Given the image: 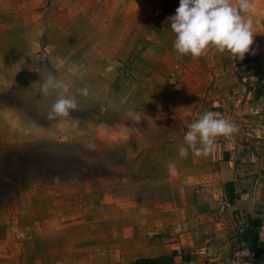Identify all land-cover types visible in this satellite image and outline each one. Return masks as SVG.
<instances>
[{
    "label": "crops",
    "instance_id": "crops-1",
    "mask_svg": "<svg viewBox=\"0 0 264 264\" xmlns=\"http://www.w3.org/2000/svg\"><path fill=\"white\" fill-rule=\"evenodd\" d=\"M38 1L0 0L8 42L41 35ZM178 6L179 0H83L66 8L51 3V23L67 21L68 37L77 30L84 37L96 34L94 51L104 65L88 69L112 73L114 85L124 80L122 101L130 106L140 150H146L131 168L128 197L117 199L123 208L100 218L105 244L84 250L102 264H229L236 248L264 244V94L257 74L242 62L264 52L262 26L254 20L253 43L242 60L212 46L199 57L183 55L173 48L169 20ZM32 9L34 30L26 14ZM15 23L18 34L11 31ZM207 111L238 126L216 137L207 155L189 149L180 156L188 126Z\"/></svg>",
    "mask_w": 264,
    "mask_h": 264
},
{
    "label": "rangeland",
    "instance_id": "rangeland-1",
    "mask_svg": "<svg viewBox=\"0 0 264 264\" xmlns=\"http://www.w3.org/2000/svg\"><path fill=\"white\" fill-rule=\"evenodd\" d=\"M70 2L83 0H53L64 8ZM37 3L42 4L36 24L42 33L35 41L15 37L8 42L0 25V264H102L84 250L105 244L100 218L122 207L117 199L128 197L131 168L146 150H140L130 106L122 101L124 80L114 85L112 73L88 69L104 65V56L94 51L96 34L84 37L77 30L68 37L67 21L51 23L52 0ZM251 3L245 18L253 24L258 20L264 33V0ZM26 14L33 20V9ZM30 26L34 30V20ZM11 31L18 34L19 24ZM242 62L264 79V52ZM48 75L70 84L63 94L74 96L78 107L67 117L46 118L61 94H42ZM263 83L259 80L257 89L264 94ZM81 88L88 95L78 93ZM27 168L31 173L25 181ZM9 179L19 185L3 186Z\"/></svg>",
    "mask_w": 264,
    "mask_h": 264
},
{
    "label": "clouds",
    "instance_id": "clouds-1",
    "mask_svg": "<svg viewBox=\"0 0 264 264\" xmlns=\"http://www.w3.org/2000/svg\"><path fill=\"white\" fill-rule=\"evenodd\" d=\"M251 8V0H179L175 14L169 17L171 30L175 33L173 48L180 54L199 57L212 46L217 52L228 51L232 57L238 55L242 60L250 51L256 32L253 21L245 18ZM69 88L68 82L53 75H48L43 81L42 94L48 95L52 91L61 93L51 104L47 119L67 117L77 109L76 98L63 94ZM77 91L88 95L87 88ZM237 126V122L207 111L188 126L179 155L187 157L189 149H193L196 155H207L216 137L232 134ZM168 168L172 171L175 165L169 163Z\"/></svg>",
    "mask_w": 264,
    "mask_h": 264
},
{
    "label": "built area",
    "instance_id": "built-area-1",
    "mask_svg": "<svg viewBox=\"0 0 264 264\" xmlns=\"http://www.w3.org/2000/svg\"><path fill=\"white\" fill-rule=\"evenodd\" d=\"M259 80L260 83L264 82V79L261 78V74L258 77V81ZM257 252L258 250L254 246L244 244L232 252L229 259V264H256L257 260L259 259Z\"/></svg>",
    "mask_w": 264,
    "mask_h": 264
},
{
    "label": "trees",
    "instance_id": "trees-1",
    "mask_svg": "<svg viewBox=\"0 0 264 264\" xmlns=\"http://www.w3.org/2000/svg\"><path fill=\"white\" fill-rule=\"evenodd\" d=\"M22 173L25 175L24 179H25V181H26V180L28 179L29 174L31 173V171H30L29 168H27L26 170H23ZM16 179H17V178H16ZM12 180H13V179L5 180V181L2 182V185H3V186H6V187H8V186H10V187H16V186L19 185V182H17V181L13 182ZM14 183H15L16 185H15V186H11V185H13ZM261 245H262V246H261V248L258 250L257 255H258V258H259V259H264V257H263V253H264V244L261 242ZM151 262H152V260H149V259H139V260L136 262V264H152Z\"/></svg>",
    "mask_w": 264,
    "mask_h": 264
}]
</instances>
